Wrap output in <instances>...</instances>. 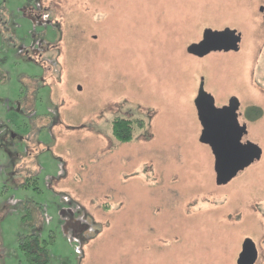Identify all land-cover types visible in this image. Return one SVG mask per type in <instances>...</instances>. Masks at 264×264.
<instances>
[{
	"label": "rangeland",
	"instance_id": "1",
	"mask_svg": "<svg viewBox=\"0 0 264 264\" xmlns=\"http://www.w3.org/2000/svg\"><path fill=\"white\" fill-rule=\"evenodd\" d=\"M32 5L0 0V264H27L31 233L49 264H236L246 238L264 264V0ZM225 29L238 49L189 52ZM30 79L31 124L7 109ZM228 103L259 159L221 184L202 115Z\"/></svg>",
	"mask_w": 264,
	"mask_h": 264
},
{
	"label": "water",
	"instance_id": "2",
	"mask_svg": "<svg viewBox=\"0 0 264 264\" xmlns=\"http://www.w3.org/2000/svg\"><path fill=\"white\" fill-rule=\"evenodd\" d=\"M262 10V8H261ZM230 31L225 29L221 32H213L212 30L204 31V40L199 44H192L189 48L196 55H202L211 49H214V43L217 41L214 33H223ZM235 32L234 30H231ZM211 37L206 39V35ZM206 39V40H205ZM228 113L209 114L202 117L203 133L201 140L208 143L213 150L216 159L217 182H226L233 177L237 170L238 160L240 157L241 148V130L232 127L228 120ZM236 173V172H235ZM257 259V249L254 242L250 238L243 240L241 251L236 259V264H254Z\"/></svg>",
	"mask_w": 264,
	"mask_h": 264
},
{
	"label": "flooded vegetation",
	"instance_id": "3",
	"mask_svg": "<svg viewBox=\"0 0 264 264\" xmlns=\"http://www.w3.org/2000/svg\"><path fill=\"white\" fill-rule=\"evenodd\" d=\"M23 2L28 7L29 13H31L32 12V8H34V6L32 5L33 4V0H23ZM23 15L25 17L29 18L25 14H23ZM48 25H49V23H47L45 25L39 24L38 26L33 27L34 29H33L32 32L35 34V36H34V39L32 41L31 46L26 47L27 49L22 48L18 52V54L24 55V53H25V56H27L29 58H32V57L28 56V54H26V53H28V51H35L36 52L35 54L40 56L42 54V51H43V50H41L42 45L44 43H46V42L43 40L42 37L36 38V34L37 33H36L35 29L37 27H40V28H42L44 30V29H46L48 27ZM214 35L217 38V41L213 42L214 43L213 44L214 45V50H229V49L236 50V49L239 48L238 44H239V40H240V34L232 32L230 30V31H225L223 33H216V34L214 33ZM210 37H211V34L210 35H206V39H208ZM202 40H204V34L202 35V38L196 44H199V42L202 41ZM40 45H41V48H40ZM211 50H213V49H211ZM189 52L194 54L190 50H189ZM40 66H42V64ZM30 81H31V79H30ZM33 85H34V83L32 81L28 85L24 84L23 87H22L23 96H22V94H20V97H19L20 99L16 100V105L14 107L12 106V109L9 106L7 107V109H9V110H14V111L18 112L20 115L25 117V119H30L29 120L30 124L32 123V121H31L32 118L40 119V117H42V115L41 116H37L36 115V111L33 109L34 103H35L34 99H35V96H36V93H37V90H38V86H36L32 90ZM27 99L30 100L31 105H30V103L28 102ZM23 104H24V106H23ZM228 104L222 106L219 109H209V110L207 109L208 106L206 105L205 106V110L203 111L202 117L203 116H207L209 114H216V113H221V112L222 113H228L227 117H228L230 125H232V127H234V128L238 127L241 130V133H243L242 136H241V139H240L241 143H242V145H241L242 151H241L240 157L242 158V160H238V162H237L238 168L235 171L236 173L234 172V175H233V176H235L238 173L239 170L246 168L247 166H249L254 161H257L259 158L256 156V154H255V152L253 150L248 148V145H247L246 142H242V137L246 133L245 130H244L245 125L244 124L240 125V123L237 120L238 113H236V110L232 108L230 103H228ZM9 139H10L9 130L7 129V127L5 125L4 130L3 131L0 130V147L2 148V150L3 149H7V147L11 145V141ZM222 183H225V182H221V184ZM21 186H19V187H21Z\"/></svg>",
	"mask_w": 264,
	"mask_h": 264
},
{
	"label": "trees",
	"instance_id": "4",
	"mask_svg": "<svg viewBox=\"0 0 264 264\" xmlns=\"http://www.w3.org/2000/svg\"><path fill=\"white\" fill-rule=\"evenodd\" d=\"M250 110L256 113V116L261 114L260 109L255 107H251ZM246 114L249 116V110ZM111 126L112 134L118 141L125 142L132 138L133 122L131 120L116 117L113 119ZM18 246L27 264H49L48 242L41 240L37 234L22 235L18 238Z\"/></svg>",
	"mask_w": 264,
	"mask_h": 264
}]
</instances>
